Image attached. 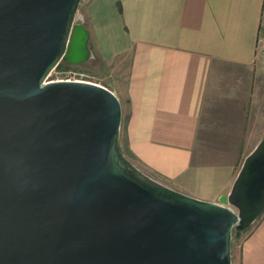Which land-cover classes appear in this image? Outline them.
<instances>
[{
  "label": "water",
  "instance_id": "95a60500",
  "mask_svg": "<svg viewBox=\"0 0 264 264\" xmlns=\"http://www.w3.org/2000/svg\"><path fill=\"white\" fill-rule=\"evenodd\" d=\"M80 0H0V264H232L264 207V132L207 201L135 165L107 86L47 79L89 55Z\"/></svg>",
  "mask_w": 264,
  "mask_h": 264
},
{
  "label": "crops",
  "instance_id": "0c3cea01",
  "mask_svg": "<svg viewBox=\"0 0 264 264\" xmlns=\"http://www.w3.org/2000/svg\"><path fill=\"white\" fill-rule=\"evenodd\" d=\"M83 2L92 52L113 71L129 63L120 90L110 88L125 97L126 156L183 193L219 201L264 132V0ZM211 128L227 143L206 145ZM237 264H264V210L241 238Z\"/></svg>",
  "mask_w": 264,
  "mask_h": 264
},
{
  "label": "rangeland",
  "instance_id": "374dc122",
  "mask_svg": "<svg viewBox=\"0 0 264 264\" xmlns=\"http://www.w3.org/2000/svg\"><path fill=\"white\" fill-rule=\"evenodd\" d=\"M84 0H80L76 12V16L83 18L82 17V12L84 11ZM88 48H89V55L87 58H85L82 61L78 62H69L66 59H61L60 62L56 67H54L47 79L49 80H56V79H64L68 77H84L85 79L93 82L100 83L102 85L107 86L108 88L112 89H117L120 90V88L117 87V85L122 84L125 81L124 74L126 73L125 68L129 65L128 62H122L119 63L121 64L123 70L121 71H113V63H107L105 62L99 55L95 54L92 52V44L88 40ZM264 57V55H263ZM264 60V59H263ZM261 87L264 88V62L261 67ZM264 91V90H263ZM121 96L122 100L124 101V93H119ZM264 97V94L262 95ZM215 126V124H214ZM211 131L214 134H206L204 135L205 138L207 137L208 139H205V144L208 145H218L222 143H227L225 138L223 139H217L220 137V134H215V132L212 130ZM122 144L125 145V141L122 140ZM125 148V147H124ZM244 148H247V145L244 146ZM246 156V155H245ZM244 156V157H245ZM242 158V161L244 159ZM241 161V163H242ZM264 210V207L260 211L259 215L262 213ZM258 215V216H259ZM257 216V217H258ZM255 221V220H254ZM253 221V222H254ZM249 224L247 227L244 228V230H240L237 232L235 228H232L231 230V241H230V251H231V261L232 264H237L238 260V246L240 244V240L242 237H244L248 231L250 230L252 224Z\"/></svg>",
  "mask_w": 264,
  "mask_h": 264
},
{
  "label": "built area",
  "instance_id": "2783aa9c",
  "mask_svg": "<svg viewBox=\"0 0 264 264\" xmlns=\"http://www.w3.org/2000/svg\"><path fill=\"white\" fill-rule=\"evenodd\" d=\"M257 48L264 55V19L261 21L258 35H257ZM64 79H74V80H86L84 77H68Z\"/></svg>",
  "mask_w": 264,
  "mask_h": 264
},
{
  "label": "trees",
  "instance_id": "16d2710c",
  "mask_svg": "<svg viewBox=\"0 0 264 264\" xmlns=\"http://www.w3.org/2000/svg\"><path fill=\"white\" fill-rule=\"evenodd\" d=\"M242 230H244V229H242Z\"/></svg>",
  "mask_w": 264,
  "mask_h": 264
}]
</instances>
